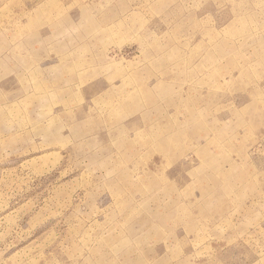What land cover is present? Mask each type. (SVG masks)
Wrapping results in <instances>:
<instances>
[{"label": "rangeland", "instance_id": "374dc122", "mask_svg": "<svg viewBox=\"0 0 264 264\" xmlns=\"http://www.w3.org/2000/svg\"><path fill=\"white\" fill-rule=\"evenodd\" d=\"M0 264H264V0H0Z\"/></svg>", "mask_w": 264, "mask_h": 264}]
</instances>
